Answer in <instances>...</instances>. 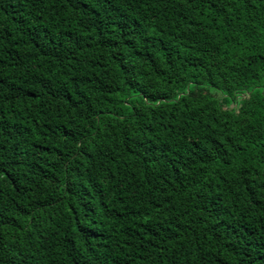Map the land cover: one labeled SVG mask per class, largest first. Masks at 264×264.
Here are the masks:
<instances>
[{"label": "trees", "instance_id": "1", "mask_svg": "<svg viewBox=\"0 0 264 264\" xmlns=\"http://www.w3.org/2000/svg\"><path fill=\"white\" fill-rule=\"evenodd\" d=\"M0 264H264V0H0Z\"/></svg>", "mask_w": 264, "mask_h": 264}]
</instances>
